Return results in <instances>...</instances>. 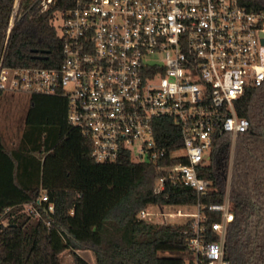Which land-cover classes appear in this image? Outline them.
I'll return each instance as SVG.
<instances>
[{
    "label": "built area",
    "instance_id": "1",
    "mask_svg": "<svg viewBox=\"0 0 264 264\" xmlns=\"http://www.w3.org/2000/svg\"><path fill=\"white\" fill-rule=\"evenodd\" d=\"M29 2L44 12L56 0ZM21 3L13 1L4 51L23 16ZM55 14L60 65L12 66L2 56L0 92L64 95L67 120L90 141L93 159L114 162L128 155L160 164L157 193L167 182L198 196L211 189L199 167L210 164L218 134L235 140L249 129L236 103L264 85V10L248 9L241 0H72ZM48 200L42 190L22 211L39 217L36 205ZM190 207L196 211H185ZM206 209L220 219L207 225ZM11 210L0 212V230ZM157 215L189 223L186 264H232L225 254L235 220L229 188L222 203L149 205L138 214L155 224L161 223Z\"/></svg>",
    "mask_w": 264,
    "mask_h": 264
},
{
    "label": "trees",
    "instance_id": "2",
    "mask_svg": "<svg viewBox=\"0 0 264 264\" xmlns=\"http://www.w3.org/2000/svg\"><path fill=\"white\" fill-rule=\"evenodd\" d=\"M13 1L0 0V58L12 66H59L63 44L55 13L72 0H56L44 12L22 0L23 16L4 51ZM241 2L264 10V0ZM67 109L64 95L30 94L17 146L9 147L0 133V212L12 208L0 230V264H61L65 251L74 264H89L77 252L84 249L93 252L95 264H186L189 223L155 224L139 212L149 205L222 203L227 188L235 220L227 232L226 258L232 264H264V85L248 89L236 103L249 129L236 137L231 167V136H216L210 164L199 167L211 189L200 196L169 182L157 193L160 164L134 162L128 155L96 162L90 141L69 124ZM162 122L173 126L170 120ZM42 190L49 200L36 205L40 216L23 212L22 206ZM205 212L207 225L220 219L216 212Z\"/></svg>",
    "mask_w": 264,
    "mask_h": 264
},
{
    "label": "rangeland",
    "instance_id": "3",
    "mask_svg": "<svg viewBox=\"0 0 264 264\" xmlns=\"http://www.w3.org/2000/svg\"><path fill=\"white\" fill-rule=\"evenodd\" d=\"M29 106V95L27 94H14L3 93L0 96V133L6 144L9 147H16L24 127V119ZM235 140H231V154L229 165L232 166L233 151L235 148ZM185 211L195 212L194 207L185 208ZM157 222L175 224L181 221L179 217L166 216L161 217L157 215L155 217ZM77 252L88 261H93L94 254L91 250H77ZM161 254L169 255V252H163ZM61 264H74V259L70 251H65L60 256Z\"/></svg>",
    "mask_w": 264,
    "mask_h": 264
},
{
    "label": "crops",
    "instance_id": "4",
    "mask_svg": "<svg viewBox=\"0 0 264 264\" xmlns=\"http://www.w3.org/2000/svg\"><path fill=\"white\" fill-rule=\"evenodd\" d=\"M87 260V259H86ZM88 261V260H87ZM89 262V264H95V257L93 258V261L91 262V261H88Z\"/></svg>",
    "mask_w": 264,
    "mask_h": 264
}]
</instances>
